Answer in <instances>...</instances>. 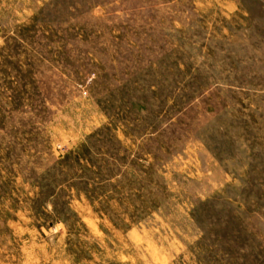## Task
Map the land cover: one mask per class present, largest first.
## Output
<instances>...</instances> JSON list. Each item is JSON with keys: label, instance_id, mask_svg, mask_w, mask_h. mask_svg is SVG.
Masks as SVG:
<instances>
[{"label": "rangeland", "instance_id": "rangeland-1", "mask_svg": "<svg viewBox=\"0 0 264 264\" xmlns=\"http://www.w3.org/2000/svg\"><path fill=\"white\" fill-rule=\"evenodd\" d=\"M0 264H264V0H0Z\"/></svg>", "mask_w": 264, "mask_h": 264}]
</instances>
